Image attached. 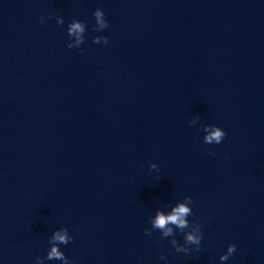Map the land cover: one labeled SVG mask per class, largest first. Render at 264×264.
<instances>
[{
	"label": "water",
	"instance_id": "obj_1",
	"mask_svg": "<svg viewBox=\"0 0 264 264\" xmlns=\"http://www.w3.org/2000/svg\"><path fill=\"white\" fill-rule=\"evenodd\" d=\"M185 195L187 253L151 225ZM62 227L76 264H264V0H0V264Z\"/></svg>",
	"mask_w": 264,
	"mask_h": 264
},
{
	"label": "clouds",
	"instance_id": "obj_2",
	"mask_svg": "<svg viewBox=\"0 0 264 264\" xmlns=\"http://www.w3.org/2000/svg\"><path fill=\"white\" fill-rule=\"evenodd\" d=\"M93 16L95 19L94 31H102L106 29L108 25V21L105 18L104 12L100 7H97L93 11ZM45 22L44 17H40V23L43 24ZM56 23L58 25H63L64 21L60 16H56ZM86 26L85 23L78 19H72L67 24V35L69 37L66 42V47L78 48L81 44L84 43ZM74 38L73 42H70V39ZM93 43L96 44H107L108 37L94 35L92 37ZM191 124H196L198 121H191ZM202 131L204 133L203 142L205 144H219L225 137L226 133L220 127L215 124H204L202 126ZM149 167L151 169H158V166L155 163H150ZM193 203V199L191 196L185 195L182 202H178L171 210L170 213L164 214L162 212H157L155 218L151 221L152 228L162 230V234L164 237L172 236L173 229L169 227V225H175L177 229L181 230L184 235V246L177 243L175 239L171 241L176 252H184L187 253L189 251V245H194L198 249L200 246V242L202 239L201 234V225L200 223L196 224V228L194 231L184 232L183 230L191 227L189 221L186 217L190 215H194L192 208L189 206ZM151 230L149 228H145V233L151 235ZM73 237L69 235L68 229L66 227H62L61 230L54 231L51 237L49 238V248L46 252V255L36 256L35 262L36 264H44V260H59L61 264H76L75 260H70L58 247L59 244H68L72 241ZM236 250V245L233 243H229L227 245L226 251L221 253L219 256L220 261H226L228 258L233 255ZM160 259H166L163 255L160 256Z\"/></svg>",
	"mask_w": 264,
	"mask_h": 264
}]
</instances>
